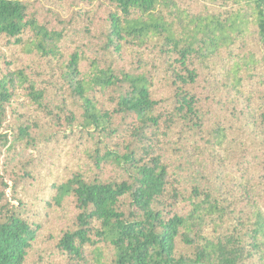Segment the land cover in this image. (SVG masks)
<instances>
[{
	"label": "trees",
	"instance_id": "obj_1",
	"mask_svg": "<svg viewBox=\"0 0 264 264\" xmlns=\"http://www.w3.org/2000/svg\"><path fill=\"white\" fill-rule=\"evenodd\" d=\"M61 1L0 0V264H264V0Z\"/></svg>",
	"mask_w": 264,
	"mask_h": 264
},
{
	"label": "rangeland",
	"instance_id": "obj_2",
	"mask_svg": "<svg viewBox=\"0 0 264 264\" xmlns=\"http://www.w3.org/2000/svg\"><path fill=\"white\" fill-rule=\"evenodd\" d=\"M40 3L44 6L45 12L53 15L55 19L64 21L67 26L77 29V33L80 34L79 39L85 37L95 39L99 36V33L95 34L92 32V25L90 21L92 20V16L87 14L86 10H80L77 7L64 5L61 0H41ZM65 11L69 12V17L64 16ZM82 25H85L83 30L81 29ZM7 54L8 56L6 58H1L4 61L2 66L10 67L12 65H25V63H28L27 57H25L21 52L15 53L8 51Z\"/></svg>",
	"mask_w": 264,
	"mask_h": 264
}]
</instances>
